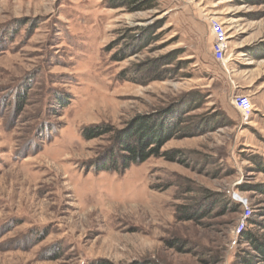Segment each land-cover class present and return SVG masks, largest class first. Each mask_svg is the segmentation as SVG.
<instances>
[{"label": "rangeland", "instance_id": "374dc122", "mask_svg": "<svg viewBox=\"0 0 264 264\" xmlns=\"http://www.w3.org/2000/svg\"><path fill=\"white\" fill-rule=\"evenodd\" d=\"M207 15L227 29L226 66L205 49ZM231 93L250 98L247 119ZM183 100L184 130L200 128L161 146L177 160L100 169L112 139L84 126ZM263 159L264 0H0V264H248L246 234L264 243Z\"/></svg>", "mask_w": 264, "mask_h": 264}, {"label": "trees", "instance_id": "16d2710c", "mask_svg": "<svg viewBox=\"0 0 264 264\" xmlns=\"http://www.w3.org/2000/svg\"><path fill=\"white\" fill-rule=\"evenodd\" d=\"M105 4L111 8H121L123 11L135 12L155 7L157 5V0H105ZM180 104L182 106L178 108ZM192 107L193 104H189L188 100H183L178 103L174 102L169 104L167 110L163 109L160 112L138 114L121 128H114L104 123L93 124L84 126L81 134L85 139H92L102 135H108L112 139L109 147L104 150L105 158L101 161V170L124 171L131 164L142 163L151 156L163 155L168 160H177L176 153L180 151H160V149L166 141L174 136H179L181 134H198L199 125L192 130H184V125L181 123V119L190 117L187 113L191 111ZM220 120L223 121V118H220ZM230 124H232V122L227 121L220 125L226 126ZM261 164L264 165V159L261 160ZM261 167L260 169H264V166ZM210 197H212L213 207L224 198V195L221 193H210L206 198ZM227 199L230 201L232 207L237 206L229 197ZM204 204L208 205L209 203L203 202V205ZM201 207L202 205H199L197 208L192 207L184 211L181 218L183 220L195 219ZM235 210H237V207H235ZM245 239L251 244L256 257L252 259L249 255L248 257L244 256L241 262L248 264H264V243L257 241L248 234H246ZM91 264L110 263L99 260Z\"/></svg>", "mask_w": 264, "mask_h": 264}, {"label": "built area", "instance_id": "2783aa9c", "mask_svg": "<svg viewBox=\"0 0 264 264\" xmlns=\"http://www.w3.org/2000/svg\"><path fill=\"white\" fill-rule=\"evenodd\" d=\"M207 25V38L205 49L208 54L220 65L226 66L229 61V36L224 23L217 16H203ZM230 104L240 112L241 118L247 119L252 113L251 100L246 95L229 96ZM243 209L248 210L244 204Z\"/></svg>", "mask_w": 264, "mask_h": 264}, {"label": "water", "instance_id": "95a60500", "mask_svg": "<svg viewBox=\"0 0 264 264\" xmlns=\"http://www.w3.org/2000/svg\"><path fill=\"white\" fill-rule=\"evenodd\" d=\"M239 201H241V200H239Z\"/></svg>", "mask_w": 264, "mask_h": 264}]
</instances>
